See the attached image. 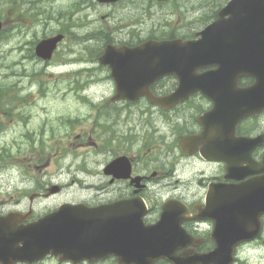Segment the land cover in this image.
Wrapping results in <instances>:
<instances>
[{
  "label": "flooded vegetation",
  "instance_id": "af4514ba",
  "mask_svg": "<svg viewBox=\"0 0 264 264\" xmlns=\"http://www.w3.org/2000/svg\"><path fill=\"white\" fill-rule=\"evenodd\" d=\"M19 9L21 13L27 10L31 16L27 17L25 27L16 20L10 32L11 38L17 36L23 43L12 45L6 52L4 57L12 62L11 67H0L5 69L2 75L18 84L14 95L21 104L13 105L14 108L2 106L0 92V168L14 164L9 158L10 151L1 141H8L16 127L21 132L12 136L10 147L20 149L19 161L15 162L28 164L25 162L23 167L17 163L23 167L20 173H0V216L20 213L23 219L19 225L24 227L35 225L64 203L91 208L106 206L109 208L107 216L115 219V227L130 225L133 228L135 236L131 239L135 242L150 239L139 236L144 232L141 226L147 228V234L153 231L148 228L156 226V236L160 239L174 240L173 231L179 229L181 240H189L184 249L178 250V255L187 251L190 255H207L219 244H225L226 251L234 256L232 264H249L248 257H242L248 252L260 251L264 258V109L243 118L234 127L225 123L220 115H209L214 101L199 92L168 109L154 103L147 95L134 99L119 97L118 81L110 62L102 63L99 58L108 45H111V58L115 60L122 47H137L145 39L137 38L134 30L124 35L105 31L101 37V30L91 28V40L102 38L103 52L98 54L91 50L90 54H77L73 45L79 38L74 30L78 25L75 11L66 13L67 16L72 14L70 18L65 17L66 20L60 12H50L42 21L40 15L46 8L38 12L30 1L24 11L21 5ZM18 12L15 10L13 16ZM36 20L47 31L53 23L60 27L35 38L32 26ZM65 24L70 27L65 28ZM124 28L122 25L117 29L121 33ZM22 33L23 37L19 36ZM57 35H62V39L53 49L38 53L37 47L42 40ZM82 61L90 63V68H79ZM204 70L206 68L199 69ZM87 71L90 72L89 80L102 77L106 83L111 82L114 92L97 103L87 96L94 120L90 123V131L84 128L81 132L78 126L88 121L70 116L73 110L66 116L59 108L65 98L78 102L80 98L63 93L60 86ZM97 71L102 74L106 71V76H97ZM49 79L55 84V93L51 88H48L50 92H45ZM255 82L252 76L240 79L242 87ZM179 83L180 78L175 75L163 76L151 83L148 90L156 97H165L175 91ZM97 84L103 86V83H91L92 86ZM52 100L59 104L55 114L47 108ZM20 139L25 143L19 142ZM22 144L26 145L24 150ZM86 146L93 148L94 163L99 162L98 155L105 156L102 172L91 173L94 182L82 183L74 178L79 175L74 172L36 171L53 163L50 158L47 160L48 149L54 161L60 162L68 155L83 154ZM76 148L83 151L75 153ZM63 176L71 177V181L65 183ZM75 183L84 189L74 196L76 199L80 195L93 198L56 199ZM159 223L163 225L161 229ZM191 241L197 245H191ZM219 249V257L223 258L224 249ZM0 264L75 263L45 254L31 262L0 259ZM77 264L122 263L116 255L109 254ZM154 264L170 263L158 260Z\"/></svg>",
  "mask_w": 264,
  "mask_h": 264
},
{
  "label": "water",
  "instance_id": "95a60500",
  "mask_svg": "<svg viewBox=\"0 0 264 264\" xmlns=\"http://www.w3.org/2000/svg\"><path fill=\"white\" fill-rule=\"evenodd\" d=\"M112 2L116 0H100ZM2 27L0 21V29ZM196 40H150L135 48H122L119 58H111L108 48L102 62L113 68L118 81L119 97L149 96L153 102L168 108L192 93L201 92L215 102L213 115H220L233 126L249 113L264 107V0H230L220 11L216 21L200 32ZM58 40V39H57ZM211 64L215 69L198 72ZM175 74L180 78L176 91L166 97H154L148 90L159 77ZM242 76H253L256 82L247 88L238 86ZM133 92V95L130 93ZM129 93V94H128ZM230 117V118H229ZM249 198V196H246ZM106 206L91 208L85 205L64 204L35 225H19V214L0 217V259L33 260L48 252L62 259H95L100 253L115 254L122 262L134 260L136 264H150L166 257L174 264H230L231 255L219 248L201 256H176L184 247L179 229L175 239H160L156 226L147 234L140 227L139 236L150 237L147 242H135L130 225L115 227V219L107 216ZM163 225H159L161 229ZM22 243V245H20ZM134 263V262H133Z\"/></svg>",
  "mask_w": 264,
  "mask_h": 264
},
{
  "label": "rangeland",
  "instance_id": "374dc122",
  "mask_svg": "<svg viewBox=\"0 0 264 264\" xmlns=\"http://www.w3.org/2000/svg\"><path fill=\"white\" fill-rule=\"evenodd\" d=\"M30 1L31 6L35 7V10L38 12L42 10V8H46L45 12L40 15L42 21L50 12H60L64 17L70 18L72 14L67 16L66 12L75 11L74 18L78 25L74 28V30L77 31L79 38L73 43V45L77 54H90L91 50L92 52H99L98 54L103 52L102 38L95 37L91 40V37H84L91 31V28L96 31L101 30V37L105 35V31L109 34L113 32L116 35H124L127 31L134 30L135 33H138V35H136L137 38L141 39H145L149 36H164V34L169 31H176L179 34L193 33L204 28L207 23L211 22L214 18H208V16L215 8L218 11L220 7L227 2V0H222V5L220 4V6H217L216 3H214V0H178V2L175 1L160 5L151 4V2L147 0H121L115 5H103L95 0H0V18L6 23L5 30L0 32V46H2L0 48V66H3L4 68L6 65L11 63L8 58L4 57L6 52L11 49L12 45L23 43L22 41H19L17 36H12L13 38H11L12 33L10 32V29L14 28L13 25L16 20L20 21V24H22L21 27H25L24 25L27 23V17L31 16V14L27 13V10L21 13L19 5H21L22 10L24 11V8L29 6ZM78 1L79 5L77 6V9H73L72 5ZM17 9L19 10L18 14L13 16L14 11ZM103 15L107 16L102 18ZM36 21L37 22H35L32 26L35 28V34L33 33L35 38L42 36L44 33H51L60 27L59 25L53 23V25L49 27V31H47L42 27V24L39 25L38 20ZM122 25L125 26V31L120 33L117 28H121ZM64 27L69 28L70 26L65 24ZM19 36L23 37V33ZM90 66L91 64L86 61L79 63V68H85V70L90 68ZM5 69L0 67V92L2 94L1 102L2 106L14 108L13 105L21 104V100L14 95V91L19 86L15 83V80L9 81V77L2 75ZM7 74H10V70L7 71ZM89 74L90 72L88 71L83 74L80 73L79 77L76 76L72 81H64V84L60 86L62 87L63 93L78 96L80 98V102L73 98H65L60 107L55 100H52L47 107L52 110V114H55V111L59 107L66 116H68L67 114H71L69 111L73 110V115L70 116H79L80 120L86 119L88 123L84 125L85 127L80 125L77 128V130L81 132L84 128H86L87 131H90V123L92 124L94 120V115L90 110L91 107L89 106V101L86 100L88 98L87 96H91V99L97 103L104 97H107L109 94L114 92V86L111 82L106 83L101 79L102 77L99 79L91 77V80H89ZM104 75L106 76V71L104 74L97 71V76ZM91 83H103V86H100L101 84L92 86ZM48 88H51V92L55 93V84L50 79L49 85H45V92H50ZM40 102L41 101H39L38 104ZM44 104L45 103L43 102L42 105ZM13 130L14 132L8 141H1V145L10 151L11 156L9 158L13 160L14 164H6L3 168H0V173H20L23 171V167L25 166L26 161L15 162V160H18L17 157L20 156V149H18V146H15L14 148L10 147L11 138L12 136H18L21 131L18 130V127L13 128ZM63 132L66 133L65 130H63ZM5 137H9V135H6ZM19 142H24V140L20 139ZM64 142H66V140H64ZM98 142L101 141L98 139ZM25 147L26 145L22 144L23 150ZM91 149L93 148L86 146L83 154L78 157L68 155L60 162L58 160L56 162L54 161V157H51V153L48 152V149V151H46L47 160L50 158L53 163L49 162L45 167H42V170L36 171H57L63 173L74 172L79 174L74 178H79L82 183L94 182L95 178L91 177V173L102 172V168L105 163V156L103 154L98 155L99 162L94 163V155ZM73 151L75 153L76 151L82 152L83 149L76 148ZM17 163H21L23 167L21 165L17 166ZM26 163L28 164V162ZM33 164H35V162ZM63 179L65 183H69L71 181V177L68 176H63ZM83 191L84 189L81 185L75 183L71 188H67L61 195L57 196L56 199L63 197V200L66 201H75L90 199V196L91 199L93 198L92 195H80L78 196V199L74 197ZM50 208L53 207H49V209ZM260 255H262L261 252L257 251L252 253L248 252V254L244 253L242 257L247 256L249 264H264V258Z\"/></svg>",
  "mask_w": 264,
  "mask_h": 264
},
{
  "label": "bare ground",
  "instance_id": "6f19581e",
  "mask_svg": "<svg viewBox=\"0 0 264 264\" xmlns=\"http://www.w3.org/2000/svg\"><path fill=\"white\" fill-rule=\"evenodd\" d=\"M12 63V62H11ZM11 63L5 66L6 69H9L11 67Z\"/></svg>",
  "mask_w": 264,
  "mask_h": 264
}]
</instances>
